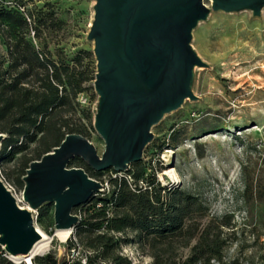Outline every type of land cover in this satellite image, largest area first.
Masks as SVG:
<instances>
[{"label": "rangeland", "instance_id": "1", "mask_svg": "<svg viewBox=\"0 0 264 264\" xmlns=\"http://www.w3.org/2000/svg\"><path fill=\"white\" fill-rule=\"evenodd\" d=\"M0 2L13 6L11 1ZM24 2L25 10H32L45 23L34 43L46 47L52 59L94 76L93 43L86 39L94 0ZM191 45L209 65L196 69L197 100L187 99L152 127L154 138L140 162L148 173H156L161 185H180L199 195L207 207L204 222L226 217L230 225L224 228L229 240L223 264H264V8L260 17H252L249 10L210 13L193 29ZM0 56H6L1 37ZM83 85L86 90L73 100L68 116L73 125L85 128V137L101 155L104 141L93 128L97 100L93 79ZM39 147L37 138L5 150L0 146V178L23 207L27 204L22 200V176L26 163L41 156ZM125 174L111 168L93 171V178L109 190V180ZM79 212L74 208L73 213ZM33 215L36 227L52 236L41 255L53 253L67 260L77 256L78 252L63 246L66 241L53 238V203L43 204ZM120 253L131 264H152L132 242L122 244ZM6 257L13 264H25Z\"/></svg>", "mask_w": 264, "mask_h": 264}, {"label": "water", "instance_id": "2", "mask_svg": "<svg viewBox=\"0 0 264 264\" xmlns=\"http://www.w3.org/2000/svg\"><path fill=\"white\" fill-rule=\"evenodd\" d=\"M94 0L86 39L96 61L97 100L93 128L104 141L99 155L80 134H67L58 146L29 163L22 177L20 206L0 178V247L12 260L30 256L43 239L34 210L54 205V227L71 229L74 208L103 191L104 184L69 162L79 157L94 171L125 172L143 159L152 127L188 99L197 67H209L191 45L193 29L210 13L249 10L260 17L264 0ZM5 135L0 133L1 141Z\"/></svg>", "mask_w": 264, "mask_h": 264}, {"label": "trees", "instance_id": "3", "mask_svg": "<svg viewBox=\"0 0 264 264\" xmlns=\"http://www.w3.org/2000/svg\"><path fill=\"white\" fill-rule=\"evenodd\" d=\"M3 1L13 6L0 2V37L6 46V56H0V133L6 135L1 145L5 150L37 138L42 156L67 134L85 137V128L73 125L68 115L73 100L86 90L84 82L94 76L52 59L46 47L34 43L45 23L25 10L24 0ZM69 165L93 178L94 170L79 157ZM132 165L124 176L109 180V190L104 186L75 208L80 220L63 246L78 252L76 257L48 253L33 257L32 264H131L120 253L121 245L130 242L152 264H223L229 240L224 228L230 225L226 217L204 222L207 207L199 195L180 185H161L140 161ZM0 264H13L1 247Z\"/></svg>", "mask_w": 264, "mask_h": 264}, {"label": "bare ground", "instance_id": "4", "mask_svg": "<svg viewBox=\"0 0 264 264\" xmlns=\"http://www.w3.org/2000/svg\"><path fill=\"white\" fill-rule=\"evenodd\" d=\"M37 228L40 231V233L43 235V239L40 240L34 246L29 257L24 258V259H20V260L14 259L15 261L24 262L25 264H32V257L34 255H36V254L41 255L47 250L49 241L51 239L50 237H52V236L47 235L38 226H37ZM71 233H72L71 229H57L53 233V238L56 237L58 240L65 242L70 237Z\"/></svg>", "mask_w": 264, "mask_h": 264}]
</instances>
